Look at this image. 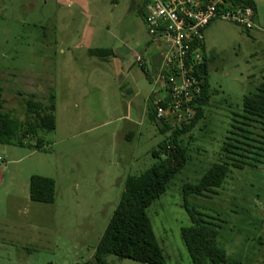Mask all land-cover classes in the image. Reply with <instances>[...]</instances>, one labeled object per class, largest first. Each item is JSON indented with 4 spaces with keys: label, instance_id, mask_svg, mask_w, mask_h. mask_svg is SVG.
I'll list each match as a JSON object with an SVG mask.
<instances>
[{
    "label": "rangeland",
    "instance_id": "rangeland-1",
    "mask_svg": "<svg viewBox=\"0 0 264 264\" xmlns=\"http://www.w3.org/2000/svg\"><path fill=\"white\" fill-rule=\"evenodd\" d=\"M254 1L258 28L216 20L204 32L210 104L179 137L189 150L187 165L147 209L167 264H192L181 236L191 225L183 186L218 162L233 166L223 186L188 201L216 223L227 263L264 264V133L240 117L244 97L264 83V0ZM120 47L126 60L90 52ZM152 52L141 0H0L5 111L26 122L29 95L48 104L52 92L56 122L54 131L39 134L40 149L35 139L0 143V264L94 261L127 178L166 156L171 132L161 133L148 116L153 70L135 60ZM32 176L55 181L54 203L31 200Z\"/></svg>",
    "mask_w": 264,
    "mask_h": 264
},
{
    "label": "trees",
    "instance_id": "trees-1",
    "mask_svg": "<svg viewBox=\"0 0 264 264\" xmlns=\"http://www.w3.org/2000/svg\"><path fill=\"white\" fill-rule=\"evenodd\" d=\"M250 4L257 14L256 3ZM143 14L145 15L144 9ZM90 52L92 55L105 59L114 54L111 49L90 50ZM142 70L146 71L143 66ZM207 70L208 59L205 54L200 74L204 79L203 90L201 97L196 101L195 117L188 123L177 125L175 128L158 122L161 125V133L171 132L169 142L162 147L166 156L146 171L127 178L120 202L95 249L94 261L87 264H108L106 258L110 255L120 259H132L139 264H167L153 231L147 209L166 192L171 181L189 161V150L180 145L179 137L190 133L196 127L204 116L205 108L210 104ZM47 100L48 104H44L37 101L35 95H29L26 100L28 119L22 122L12 113L5 111L3 89L0 87V143L24 146L27 139H35V148H42L44 141L39 134L54 131L56 127L55 95L50 92ZM148 116L151 121L157 122L153 106ZM240 117L249 122L258 123L260 130L264 133V83L256 92L244 97L243 114ZM228 145L225 150L230 152ZM230 167L233 166L228 162L214 163L197 183H186L183 186V206L190 217L191 225L181 229V236L192 264H229L225 249L217 243L216 223L191 206L188 197L216 194L217 189L223 186ZM29 191L31 200L52 204L55 200V181L48 177L32 176Z\"/></svg>",
    "mask_w": 264,
    "mask_h": 264
},
{
    "label": "built area",
    "instance_id": "built-area-1",
    "mask_svg": "<svg viewBox=\"0 0 264 264\" xmlns=\"http://www.w3.org/2000/svg\"><path fill=\"white\" fill-rule=\"evenodd\" d=\"M152 54L136 55L154 85L153 107L161 124L175 128L196 115L202 95L205 29L213 21L235 23L248 31L257 26L254 0H141ZM151 100V99H150Z\"/></svg>",
    "mask_w": 264,
    "mask_h": 264
},
{
    "label": "crops",
    "instance_id": "crops-1",
    "mask_svg": "<svg viewBox=\"0 0 264 264\" xmlns=\"http://www.w3.org/2000/svg\"><path fill=\"white\" fill-rule=\"evenodd\" d=\"M71 1H73V0H71ZM256 3V2H255ZM256 6H257V4H256ZM257 20H259V9H258V7H257ZM89 46V45H88ZM98 49H103V48H95V49H90V50H98ZM112 51H113V56H114V58L116 59L117 58V56H120V58L122 59V60H126L125 58H124V56L127 54L124 50H123V48L122 47H120V48H118V49H111ZM117 52H118V55H117ZM128 52H130L131 53V50L130 49H128ZM136 56V55H135ZM149 57V56H148ZM146 59V58H145ZM109 62H111V61H109ZM112 63V62H111ZM123 63H125V61L123 62ZM123 68H124V70L128 73L129 72V68H127L126 66H125V64H123V66H122ZM148 74V73H147ZM149 80H150V78H149ZM149 99V98H148ZM125 119H128L127 117H125Z\"/></svg>",
    "mask_w": 264,
    "mask_h": 264
}]
</instances>
